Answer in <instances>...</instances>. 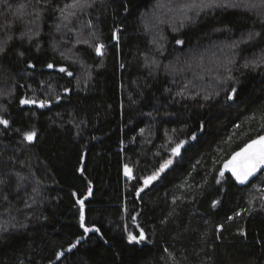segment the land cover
<instances>
[{"label": "trees", "instance_id": "obj_1", "mask_svg": "<svg viewBox=\"0 0 264 264\" xmlns=\"http://www.w3.org/2000/svg\"><path fill=\"white\" fill-rule=\"evenodd\" d=\"M72 1L0 0V264H264V170L221 176L264 135L263 10L157 28L146 16L179 2L96 0L77 20L98 55L57 28Z\"/></svg>", "mask_w": 264, "mask_h": 264}, {"label": "snow or ice", "instance_id": "obj_2", "mask_svg": "<svg viewBox=\"0 0 264 264\" xmlns=\"http://www.w3.org/2000/svg\"><path fill=\"white\" fill-rule=\"evenodd\" d=\"M39 2V0H38ZM260 4L264 5V0H260ZM235 6L231 4H226L223 2V0H200V4H196L193 2L192 4L186 5L185 7L188 10H192L193 8H197L200 11L207 9V8H213V7H230ZM255 6V5H253ZM84 7H91V4L88 2V0H73V3L70 5H65L64 9H61V12L64 13L68 9H77V8H84ZM74 11H67V15L65 16V19H67V16L74 15ZM20 15H23L21 12ZM197 15H199V11H197ZM184 19H188L187 15H185ZM59 28V25L57 26ZM177 44H181V40L176 41ZM103 48V45H98L96 47V53L99 55L101 54V50ZM4 49L0 47V52H3ZM49 68L52 67L51 64L48 65ZM247 67V65H245ZM61 72L65 71V69L61 68ZM71 75V73H69ZM232 92L235 93L236 89L233 88ZM229 100L233 99L232 95L228 96ZM27 103H33V101L28 100H21V104H27ZM41 107L44 106V103L41 102ZM264 119V117H262ZM0 123L7 125L8 121L0 119ZM35 136L34 132L26 133L25 139L27 141H32ZM195 138V137H193ZM180 147L181 145H177L175 148L172 149L173 155H179L180 154ZM172 163L171 160L164 161L160 168L153 173V175L145 178L144 184L145 186L149 185L152 181L156 180L157 177L160 175V173L164 172L166 168ZM225 168H228L232 176L235 178V180L240 183L244 184L249 180L250 177H253L258 171L264 170V135L259 136L256 139L251 140L250 143L246 144L239 152H236L233 154L231 160H229L225 164ZM130 169L127 167L125 168V174L130 175ZM221 176H223V172H221ZM219 182V181H218ZM81 204V212H80V219H81V227L84 228L85 233L91 231L92 229L84 227V210H83V201H79ZM215 201L213 202V205L215 206ZM240 213H236V215H239ZM232 217H229L231 219ZM98 231V229H96ZM128 239L130 242L136 241L139 243L140 241L145 239L143 231L140 232L139 237L133 236L131 233L128 236ZM76 245L73 244L68 249L71 251L72 248H75ZM61 253H57V258H59Z\"/></svg>", "mask_w": 264, "mask_h": 264}, {"label": "rangeland", "instance_id": "obj_3", "mask_svg": "<svg viewBox=\"0 0 264 264\" xmlns=\"http://www.w3.org/2000/svg\"><path fill=\"white\" fill-rule=\"evenodd\" d=\"M95 1L96 0H88V2L90 4L95 2ZM169 1H172L174 3L179 2L178 4H180V7H178V9L176 11H173V9H172V12L167 11L165 13L164 12L165 9L162 8L163 7L162 2L159 1L158 5L152 11V14H151L152 17L146 16L145 21L147 20V22H149V21L152 22V24H154L153 26L154 27L157 26V28L159 26H162V25L164 26V25H169V24H170V26H173V25H178V23L181 21L184 22L185 21L184 20L185 15H187L190 11L191 12L194 10L196 12L200 11L197 8H193L192 10H188L185 7L186 5L192 4L193 2H195L196 4H200V0H169ZM223 2L226 4H231V0H223ZM239 2H240L239 6L242 8L250 9V10H253L256 12H259V11L261 12L263 10V12H264V5L260 4V0H245V3L242 0H240ZM72 3H73V1H72ZM253 5H255V6H253ZM87 8L88 7L77 8V9H68L67 11H74L75 14L72 16H67V19H65V17H62L60 19L59 24H57V25H59V27H61V28L65 26L69 30L71 28V26L68 24L73 23V20H74V23H73L74 44L72 47H75V45H77L78 43H84V44H89L91 47L95 46V49H96V47L100 44L97 40L98 34H97L96 30L94 29V24L92 22H89V23H86L87 25L82 26L81 24H79V21L77 20L78 16H80V15L84 16L86 14ZM67 11L64 14H67ZM167 13H170V15H168ZM31 19L34 20V22L28 23V21ZM152 20H154L155 23H153ZM27 23H28L29 28H33L34 26L37 28V25H38L37 19L33 18L31 13H29ZM152 41H156V45H157L159 42L162 41V38L158 36V37H155L154 40H152ZM157 46H161V45H157ZM68 56L70 58H73L74 61L77 60L72 51L68 54ZM156 61H154V63H155V65H158V61L157 62ZM187 62L188 61H185V62L183 61V64L187 63ZM168 65H169L168 68L171 69L170 72H173L175 69H177V67L179 65H181V63H180L179 58H176L174 61L170 62ZM184 66L187 70L191 67V66L189 67V65H184ZM78 67H79V71H80L79 76L81 77L79 79V81H80V80L84 79L83 75L85 74V72L82 71L83 69H81L80 66H78ZM179 70H180V68H179ZM84 80H86V78ZM222 172L232 174L228 168H225V165L223 167ZM258 172L254 176H256L258 174ZM253 177H250V178H253Z\"/></svg>", "mask_w": 264, "mask_h": 264}, {"label": "water", "instance_id": "obj_4", "mask_svg": "<svg viewBox=\"0 0 264 264\" xmlns=\"http://www.w3.org/2000/svg\"><path fill=\"white\" fill-rule=\"evenodd\" d=\"M41 107V106H40ZM42 108V107H41ZM150 185V184H149ZM149 185H147V186H149Z\"/></svg>", "mask_w": 264, "mask_h": 264}]
</instances>
